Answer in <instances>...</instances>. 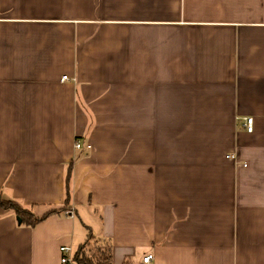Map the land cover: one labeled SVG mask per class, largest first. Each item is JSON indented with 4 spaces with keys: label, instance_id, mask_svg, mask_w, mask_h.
<instances>
[{
    "label": "crops",
    "instance_id": "0c3cea01",
    "mask_svg": "<svg viewBox=\"0 0 264 264\" xmlns=\"http://www.w3.org/2000/svg\"><path fill=\"white\" fill-rule=\"evenodd\" d=\"M0 198V264H264V0H0Z\"/></svg>",
    "mask_w": 264,
    "mask_h": 264
},
{
    "label": "trees",
    "instance_id": "16d2710c",
    "mask_svg": "<svg viewBox=\"0 0 264 264\" xmlns=\"http://www.w3.org/2000/svg\"><path fill=\"white\" fill-rule=\"evenodd\" d=\"M0 209L12 212L19 218L20 224L29 227L37 225L44 219L35 217L29 209L12 200L0 198ZM54 213L52 211L50 214ZM71 264H112V246L109 242H101L88 234L86 241L72 255Z\"/></svg>",
    "mask_w": 264,
    "mask_h": 264
},
{
    "label": "built area",
    "instance_id": "2783aa9c",
    "mask_svg": "<svg viewBox=\"0 0 264 264\" xmlns=\"http://www.w3.org/2000/svg\"><path fill=\"white\" fill-rule=\"evenodd\" d=\"M62 80L66 81V80H68V78L63 77ZM242 126L244 127V129L247 133H252V131H253V119L252 118H244L243 122H242ZM81 148L82 147H81L80 142L78 140L75 141L74 149L76 151H79ZM86 149L87 150L90 149V146L86 145ZM60 251H61V260H60L61 264H71L72 263V254H71L70 249L67 247H62L60 249ZM152 258L153 257L151 255L144 257L143 263L148 264L152 260Z\"/></svg>",
    "mask_w": 264,
    "mask_h": 264
},
{
    "label": "water",
    "instance_id": "95a60500",
    "mask_svg": "<svg viewBox=\"0 0 264 264\" xmlns=\"http://www.w3.org/2000/svg\"><path fill=\"white\" fill-rule=\"evenodd\" d=\"M17 221H18V223H21L20 220H19V218H17Z\"/></svg>",
    "mask_w": 264,
    "mask_h": 264
}]
</instances>
